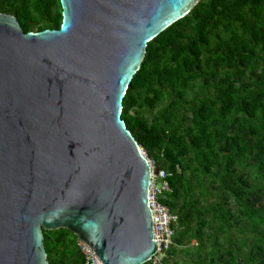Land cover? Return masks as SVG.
<instances>
[{
	"label": "water",
	"instance_id": "1",
	"mask_svg": "<svg viewBox=\"0 0 264 264\" xmlns=\"http://www.w3.org/2000/svg\"><path fill=\"white\" fill-rule=\"evenodd\" d=\"M197 1L59 0V26L27 32L0 12V264H48L59 228L102 264L156 253L152 166L122 101L147 42Z\"/></svg>",
	"mask_w": 264,
	"mask_h": 264
},
{
	"label": "trees",
	"instance_id": "2",
	"mask_svg": "<svg viewBox=\"0 0 264 264\" xmlns=\"http://www.w3.org/2000/svg\"><path fill=\"white\" fill-rule=\"evenodd\" d=\"M0 12L24 32L61 21L59 0ZM122 103L176 217L167 256L143 264H264V0H198L147 42ZM43 236L48 264H85L75 234Z\"/></svg>",
	"mask_w": 264,
	"mask_h": 264
},
{
	"label": "built area",
	"instance_id": "3",
	"mask_svg": "<svg viewBox=\"0 0 264 264\" xmlns=\"http://www.w3.org/2000/svg\"><path fill=\"white\" fill-rule=\"evenodd\" d=\"M164 175L165 173L163 170H154L152 166L148 200L152 211L153 240L156 243V253L151 258L154 260V263L161 261L162 258L167 256V250L173 244V236L175 232L172 227V224L176 219L175 215L170 213L167 206L158 200V195L162 190L168 188V184L164 180ZM78 245L80 251L84 255L85 264H100L98 260L99 258L88 244L78 240Z\"/></svg>",
	"mask_w": 264,
	"mask_h": 264
},
{
	"label": "bare ground",
	"instance_id": "4",
	"mask_svg": "<svg viewBox=\"0 0 264 264\" xmlns=\"http://www.w3.org/2000/svg\"><path fill=\"white\" fill-rule=\"evenodd\" d=\"M98 260H99V259H98ZM99 262H100V264H102L100 260H99Z\"/></svg>",
	"mask_w": 264,
	"mask_h": 264
},
{
	"label": "rangeland",
	"instance_id": "5",
	"mask_svg": "<svg viewBox=\"0 0 264 264\" xmlns=\"http://www.w3.org/2000/svg\"><path fill=\"white\" fill-rule=\"evenodd\" d=\"M150 163H151V161H150Z\"/></svg>",
	"mask_w": 264,
	"mask_h": 264
},
{
	"label": "clouds",
	"instance_id": "6",
	"mask_svg": "<svg viewBox=\"0 0 264 264\" xmlns=\"http://www.w3.org/2000/svg\"><path fill=\"white\" fill-rule=\"evenodd\" d=\"M150 161V160H149Z\"/></svg>",
	"mask_w": 264,
	"mask_h": 264
}]
</instances>
